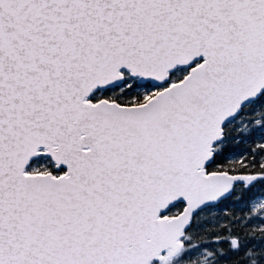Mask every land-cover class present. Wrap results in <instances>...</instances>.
<instances>
[{
    "label": "snow or ice",
    "instance_id": "6c2138e0",
    "mask_svg": "<svg viewBox=\"0 0 264 264\" xmlns=\"http://www.w3.org/2000/svg\"><path fill=\"white\" fill-rule=\"evenodd\" d=\"M0 264H264V0H0Z\"/></svg>",
    "mask_w": 264,
    "mask_h": 264
}]
</instances>
